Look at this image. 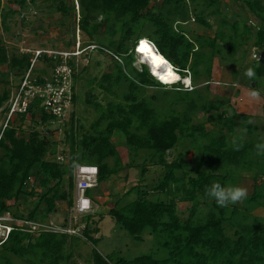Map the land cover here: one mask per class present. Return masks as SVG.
Wrapping results in <instances>:
<instances>
[{
  "label": "trees",
  "instance_id": "trees-1",
  "mask_svg": "<svg viewBox=\"0 0 264 264\" xmlns=\"http://www.w3.org/2000/svg\"><path fill=\"white\" fill-rule=\"evenodd\" d=\"M41 1L49 0H8L19 9L3 8L6 29L8 16L23 11L34 15L31 11L41 7ZM50 1L54 10L76 16L73 0ZM232 1L238 2L241 11L232 14L223 0H79L77 27L109 59V70L90 78L88 87L95 85L91 89H99L107 102L89 90L87 102L97 117L86 129L76 124L73 111L59 140L38 130L53 119L40 101L32 103L28 113L18 115L20 126L10 122L1 128L0 214L13 211V205L32 203L27 215H14L45 222L57 211L58 203L67 202L71 209L78 165L98 167L99 185L124 169L138 165L144 176L149 164L158 165L164 173L157 183H140L126 193L136 192L134 200L122 206L119 201L109 213L134 239L143 241L146 234H154L161 246L134 258L105 256L96 247L100 237H95L103 215L97 219L96 214H88L79 235L15 229L0 245V264H17L15 258L26 264H76L72 245L83 239L95 246L93 264H264V224L251 212L264 208V156L256 150L257 144L264 143L263 125L255 124L253 115L239 113L229 97H210L218 60H239L240 50L243 63L233 70L240 76L253 69L256 75L249 79L251 86L255 91L264 89V60L246 63L253 49L264 55V0ZM2 4L0 0V8ZM192 22L213 35L192 32ZM143 37L153 41L183 76L191 77L193 88L175 85L170 89L157 81L146 65L134 67V47ZM31 57L18 49L9 52L0 39V109L11 96L10 75L21 80ZM41 59L51 66L60 62L47 54ZM4 65L9 72L3 71ZM81 78V72L74 74V106ZM200 111L213 123L212 129L197 121ZM115 135L121 136V143L130 151L127 163H123ZM182 143L194 152L193 168L184 157L167 158V153ZM61 144L69 151L65 162L56 160ZM141 153L144 162L139 165L135 161ZM29 177L35 182L30 191L26 185ZM248 179L253 190L242 206L220 207L205 191L213 182L239 186ZM156 192L160 194L154 199ZM11 200L13 205L8 204ZM180 202L191 204L186 219L180 216Z\"/></svg>",
  "mask_w": 264,
  "mask_h": 264
},
{
  "label": "rangeland",
  "instance_id": "rangeland-1",
  "mask_svg": "<svg viewBox=\"0 0 264 264\" xmlns=\"http://www.w3.org/2000/svg\"><path fill=\"white\" fill-rule=\"evenodd\" d=\"M73 1L77 12L76 16H74L72 12H69V14L66 15L63 12L54 10V3H52L50 0L47 2L41 1V7H37L36 9L34 8L33 10L36 12L31 11L34 15L28 14L30 12L23 11L20 15L16 13L8 16L5 22L8 27V29H6L4 24L5 19L2 15L3 8L6 9L10 7L13 10H18L19 6L14 2L9 3L8 0H3V4L0 8V39L3 40L9 52H13L14 50L18 49L21 53L32 54L36 50L41 49L73 50L74 47L77 46L76 42L78 41L79 37L83 43V46L88 45L90 43V38L87 36V34L83 33V31H79L77 27L79 18V0ZM223 1L225 6L229 7V10L232 12V14L241 11L239 9L238 2H234L232 0ZM23 17L26 18V21L23 20ZM189 25L192 32H206L213 35V31L210 32L207 29L205 30V28H203L196 22H192ZM69 43L71 45H69ZM242 52L243 51L241 50L238 51L237 56L239 57V60H234L229 57L227 58L226 56L225 57L227 60H218L220 65L216 63V65L218 66H215L214 68V80L210 83L212 92L210 97L212 99H215L216 96L229 97L231 100V104L239 113L242 114L245 113L252 115V112H255L253 107L257 106L258 108H260L258 116H254L255 118L252 119V121L255 122V124H258V122L262 123L263 128L261 131L264 135V89L262 88L260 91H258L260 93L258 99L253 100L254 98H252L247 101V97L243 95V99L245 100H240L241 93L245 86L254 91V88L251 86L252 82L245 81L249 79L247 76H245L246 73L244 74V72H241V75H243V77H240L241 75H237L235 73V70H233V67L236 66V68H238L242 65L243 61L240 59ZM246 58L248 61H246V63L250 64L252 63V61H254L252 55H250L249 57L247 56ZM87 65L89 66V68L87 67L88 69H85L86 64L84 63V61H79L78 71L79 73L81 72L82 78L78 79L76 84L77 101L74 106V111L75 118L77 120L76 124H80L84 126V128L89 129L91 123L97 117V112L87 102V94L89 90H93L92 94L97 95L98 100L104 103H106L107 101L106 99H104V94H100L99 89H91L92 87H95V85L88 87L90 86L88 80L95 76L101 77L105 71L109 70V59L101 55L100 51L96 49L91 52L90 62ZM133 65L138 69H142L144 67V65L140 63L139 54L136 52L135 62ZM146 66L149 68L148 65ZM243 66L245 67L246 64H243ZM34 67L38 70L41 68H45L47 72L51 71V64L44 63L41 58L37 60ZM2 69L4 72H9V68L7 67V65L2 66ZM239 77L241 78V83ZM20 81L21 80L17 79L14 75H10L8 88L11 90V93H13V89L18 86ZM180 86L183 85L181 84ZM201 86H203V84ZM168 88L171 89L173 87L170 86ZM250 103H255V105L251 107ZM4 115V112H0V130L2 127H4V124H6V118ZM207 118L208 116L204 114V112H198L197 121L206 122V127L208 129H212L213 123L208 121ZM69 119L70 118H68L65 122L69 121ZM12 121H14L13 124L15 126L21 125V120L18 116H15ZM64 128V124H61L57 127L47 126L45 124L44 126H40L38 130H42L44 133L49 134L53 136V138L59 140L64 137ZM114 141L117 144V148L122 157L123 163L129 162L130 151L124 144L121 143V136L115 135ZM180 156L189 159L190 168H193L196 165V162L194 160L195 155L193 150L189 147V144L187 145L182 143L179 147L170 150L167 153V158L169 161H173L175 158H178ZM143 157L144 153H141L140 157H136L135 163L139 165L142 164L144 162ZM85 170L90 171V169ZM163 173V167L149 164L148 171L143 176L141 167L136 165L135 167L120 171L118 175H113L107 182L104 183V186H96L91 189V191L96 192L95 196L97 201L96 203H94V212L96 211L94 214H96V218L99 219L98 217L104 214L103 219L99 223L100 232L95 234V237H100V240L97 243L96 247L103 255H122L127 258H134L145 253L154 252L158 249L159 246H161L159 243V239H157L154 234H146L143 241L134 239L127 230L122 228L116 222L115 218L109 212L112 208L116 207L119 201V206H122L137 197L136 192H133L132 195H126L129 190L136 186H139L140 183L142 185H151L157 183L160 177L163 176ZM34 184L35 182L32 185L27 186V189L30 191ZM239 186L245 187L248 191V194H250L253 190L252 182L249 181V179L243 180L241 184H239ZM108 192H110V194ZM159 194L156 192L154 195L152 193L151 196L153 195L152 198L156 199ZM8 204L13 205L14 201L11 200L8 202ZM237 204L242 206L241 202ZM31 205L32 203L26 206L20 204L18 206L13 205L12 212L18 214L24 213L27 215L31 211ZM190 207L191 204L187 202H180L178 204L180 216L183 219H186L189 216L191 212ZM69 211L70 208L67 202L58 203V209L55 213L52 214L50 219L59 225H63L69 221V213H66ZM251 212L256 216H259L262 220V223L264 224V208L256 207L251 210ZM94 248L95 246L92 242L84 239L77 243L74 242L72 245V250L74 252L72 261H75L76 264H93L90 261L92 260V251ZM15 261L17 264H26L18 258H15Z\"/></svg>",
  "mask_w": 264,
  "mask_h": 264
},
{
  "label": "built area",
  "instance_id": "built-area-1",
  "mask_svg": "<svg viewBox=\"0 0 264 264\" xmlns=\"http://www.w3.org/2000/svg\"><path fill=\"white\" fill-rule=\"evenodd\" d=\"M95 49H97V44L83 46L79 37L77 46L73 50H37L20 83L13 89L6 105L0 109V112L5 113L6 118L3 128H6L10 122H14L12 119L15 116L28 113L35 101H40L44 111L53 116V119L46 124L47 126L57 127L64 124L74 111V74L78 72L79 61L87 64L91 52ZM44 54L60 59V62L55 61L49 72H42L45 68L39 69L40 72L34 67L37 60ZM253 57L258 60L262 59L257 52L253 54ZM68 156L67 148L63 144L59 145L56 160L65 162ZM85 169H90V171ZM92 169L95 168L84 165H78L75 168V198L74 205L69 212L68 222L59 225L51 219L43 222L28 217H17L11 210H7L0 214V245L9 239L15 229L33 234L43 232L82 234L86 227L83 218L94 212V202L88 194L89 188L97 185V175ZM32 184L33 178L29 177L26 185Z\"/></svg>",
  "mask_w": 264,
  "mask_h": 264
},
{
  "label": "clouds",
  "instance_id": "clouds-1",
  "mask_svg": "<svg viewBox=\"0 0 264 264\" xmlns=\"http://www.w3.org/2000/svg\"><path fill=\"white\" fill-rule=\"evenodd\" d=\"M34 12H36V11H34ZM28 14H30V13H28ZM31 15V14H30ZM79 29V28H78ZM79 31H81L80 29H79ZM143 38H147V37H143ZM143 38H141V39H139L138 41H137V43H136V45H135V47H134V51L136 52V53H138L139 54V47H140V43H141V41L143 40ZM148 40H149V43L150 44H152L154 47H155V49H156V51H157V53L158 54H162L159 50H158V48H157V46H156V44L153 42V41H151L149 38H147ZM77 43V42H76ZM89 44H95V43H89ZM42 50V49H41ZM45 50V49H44ZM49 50V49H48ZM53 50V49H52ZM96 50V49H95ZM37 51V50H36ZM35 51V52H36ZM35 52H33V54H32V57L35 55ZM255 52H257L258 54H260L261 56H262V59L261 60H263V58H264V55L263 54H261L260 52H258L257 51V49H253V52H252V58L254 59V60H258V59H255L254 57H253V54L255 53ZM91 55V54H90ZM163 55V54H162ZM139 56H140V54H139ZM164 56V55H163ZM31 57V58H32ZM165 57V56H164ZM42 58V57H41ZM166 58V57H165ZM167 59V58H166ZM168 61H169V63H170V65L174 68V70H176V72L178 73V74H180V76L182 77V79L181 80H178V81H176V82H173V83H165V82H163V81H161V79H159V78H157L156 76H154L153 74H154V72H153V70L151 69V68H149V71H150V73H151V75L157 80V81H159L160 83H162L165 87H170V86H175V85H183L185 88H188V89H191V87H193V83H192V79H191V77L190 76H183L181 73H180V71L175 67V65L169 60V59H167ZM261 60H258V61H261ZM140 63L142 64V65H148L146 62H144V59H141L140 58ZM246 75H247V77L249 78V79H251V78H253L255 75H256V73H255V71L253 70V69H249L248 71H247V73H246ZM186 78H189L190 79V82L187 84L186 83ZM250 96L252 97V98H254V99H258L259 98V96H260V93L258 92V91H251L250 92ZM256 150H257V154L258 155H261V156H264V143H259V144H257L256 145ZM84 166H87V165H84ZM91 167H94L95 168V171H94V173H96V175H97V185L96 186H99V183H98V174H99V169H98V167H96V166H91ZM28 186V185H27ZM96 186H94V187H96ZM94 187H91V188H89V190H88V192L90 193L91 192V189L92 188H94ZM205 191H206V194H207V196L208 197H210V198H212V199H214L215 200V202H216V204L218 205V206H220V207H227L228 205H230V204H232V205H235V204H237V203H240V202H243L245 199H247V197H248V191H247V189L245 188V187H241V186H238V185H224V184H222V183H220V182H213L210 186H206V189H205ZM88 193V194H89ZM89 197L92 199V201L95 203V201H94V199H93V196H91V195H89ZM75 198V197H74ZM94 213V212H93ZM92 213V214H93Z\"/></svg>",
  "mask_w": 264,
  "mask_h": 264
},
{
  "label": "bare ground",
  "instance_id": "bare-ground-1",
  "mask_svg": "<svg viewBox=\"0 0 264 264\" xmlns=\"http://www.w3.org/2000/svg\"><path fill=\"white\" fill-rule=\"evenodd\" d=\"M142 41L146 43L144 45L140 43L138 51L140 58L144 59V62L153 70L154 76L165 83H173L182 79L180 74L170 65L169 61L162 54L157 53L155 47L149 43L147 38H143ZM185 81L188 84L190 79L186 78Z\"/></svg>",
  "mask_w": 264,
  "mask_h": 264
},
{
  "label": "crops",
  "instance_id": "crops-1",
  "mask_svg": "<svg viewBox=\"0 0 264 264\" xmlns=\"http://www.w3.org/2000/svg\"><path fill=\"white\" fill-rule=\"evenodd\" d=\"M245 74V73H244ZM245 76H247V75H245ZM240 77H243V75H241ZM239 77V78H240ZM240 80V83H241V78L239 79ZM245 81H247V82H249V79L248 80H245ZM245 81H243V82H245ZM252 90H250L248 87H244L243 88V91H242V93H241V96H240V100H245V99H243L244 98V96L245 97H247V101H249V99H252V97L250 96V92H251ZM255 91V90H254ZM244 95V96H243ZM253 100H255V99H253ZM253 105H255V103H250V106L251 107H253ZM254 108V110H255V112H252V115L253 116H258V114H259V112H260V108H258L257 106L256 107H253ZM258 112V113H257ZM245 114V113H244ZM254 114H257V115H254ZM250 115V114H249ZM102 186H104V183H101L100 185H99V187H102ZM98 187V188H99ZM101 189V188H100ZM106 193V192H105ZM109 194H110V192H108ZM95 194H96V192L95 191H91L90 192V195L91 196H93V199H94V197H96L95 196ZM95 201V200H94ZM95 203H96V201H95ZM105 204V203H104ZM107 207V206H106ZM109 207V206H108ZM96 212V211H95ZM94 212V213H95ZM93 213V214H94ZM102 215H104V214H102Z\"/></svg>",
  "mask_w": 264,
  "mask_h": 264
},
{
  "label": "snow or ice",
  "instance_id": "snow-or-ice-1",
  "mask_svg": "<svg viewBox=\"0 0 264 264\" xmlns=\"http://www.w3.org/2000/svg\"><path fill=\"white\" fill-rule=\"evenodd\" d=\"M145 43V41H141V45H144ZM92 171H95V169H92Z\"/></svg>",
  "mask_w": 264,
  "mask_h": 264
}]
</instances>
